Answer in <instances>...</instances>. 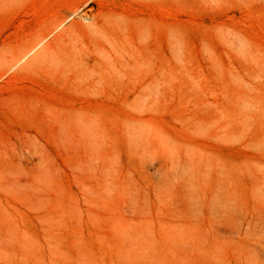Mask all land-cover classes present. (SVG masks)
Segmentation results:
<instances>
[{
  "label": "rangeland",
  "instance_id": "374dc122",
  "mask_svg": "<svg viewBox=\"0 0 264 264\" xmlns=\"http://www.w3.org/2000/svg\"><path fill=\"white\" fill-rule=\"evenodd\" d=\"M0 264H264V0H0Z\"/></svg>",
  "mask_w": 264,
  "mask_h": 264
}]
</instances>
